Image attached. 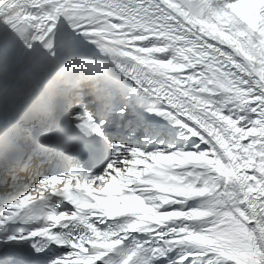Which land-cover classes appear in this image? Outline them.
<instances>
[{
    "label": "snow or ice",
    "instance_id": "snow-or-ice-1",
    "mask_svg": "<svg viewBox=\"0 0 264 264\" xmlns=\"http://www.w3.org/2000/svg\"><path fill=\"white\" fill-rule=\"evenodd\" d=\"M55 2L127 78L39 175L63 188L38 264H264V0Z\"/></svg>",
    "mask_w": 264,
    "mask_h": 264
},
{
    "label": "bare ground",
    "instance_id": "bare-ground-1",
    "mask_svg": "<svg viewBox=\"0 0 264 264\" xmlns=\"http://www.w3.org/2000/svg\"><path fill=\"white\" fill-rule=\"evenodd\" d=\"M81 62L75 68L70 67ZM96 66L100 68L96 69ZM87 69H93V75L85 72ZM96 70L100 71L96 73ZM78 73L87 76L78 82L79 86L100 83L104 84L100 90L104 96L117 89L122 93L127 77L119 41L108 36H86L78 15L63 2L0 0V116L5 111L0 119L1 168L8 163L5 161L13 159L12 143L15 141L19 145L25 140L21 135L30 132L25 130L30 116L41 120L44 115V119L50 120L55 115L69 122V126L78 117L86 122V110L70 117V101L82 97L76 93L78 90L89 91L87 95L83 93L84 100L97 96L93 103H80L79 108L93 107V112L101 113L99 93L92 94V88H78V84L68 89L73 86ZM74 74L75 77L71 76ZM56 83L62 88L57 96ZM16 150L22 151L23 160L29 159L28 149L24 151L20 147ZM34 165L33 158L31 164L27 162L25 173L34 171ZM30 193L25 190L19 196Z\"/></svg>",
    "mask_w": 264,
    "mask_h": 264
},
{
    "label": "rangeland",
    "instance_id": "rangeland-1",
    "mask_svg": "<svg viewBox=\"0 0 264 264\" xmlns=\"http://www.w3.org/2000/svg\"><path fill=\"white\" fill-rule=\"evenodd\" d=\"M84 62V61H83ZM83 62H81V63H79V64H74V65H71L70 67H72V68H75V67H77L78 65H81ZM89 64V63H88ZM97 68H100V67H97L96 66V69ZM82 70V69H81ZM91 70H93V69H87L85 72H88V74H90V75H93V74H91ZM100 70H96V73H98ZM71 76H74L75 77V74L74 75H71ZM85 77H87V76H83L81 73H78V74H76V78L74 79V80H76L75 81V83H74V87H76V85L78 84V82H80L81 80H83V78H85ZM61 81H62V79H60ZM60 80H59V82H60ZM64 80V79H63ZM58 82V83H59ZM58 83H56L55 84V88H54V90L56 91L55 92V95L57 96V95H59V94H57V93H59V90L61 89L62 90V88L60 87V86H57V84ZM78 86H79V84H78ZM83 86H89L90 87V92L92 93V94H96V93H99L100 94V102H99V104L102 106L100 109H99V111L100 110H102V112H105V113H107L108 111H110L111 110V108L113 107V105L120 99V96H121V92H119L118 91V89L114 92H112L111 91V93H109V95H106V96H104L103 94H104V92H102V91H100L102 88H104V84H100V83H97V84H95V85H91V84H89V85H80L78 88H82ZM91 86H93V87H91ZM58 90V91H57ZM95 91V92H94ZM76 93H80L79 94V96H82V97H80V98H76V100L75 101H73V99L70 101V105H69V107H71L70 108V114H73L72 116H74L75 115V113H77V112H79V111H81V110H83V108H84V110H87V111H92V109H93V107H83L82 109H80L79 107L80 106H82L80 103H82L83 105H86L87 103H93L94 102V99L97 97V96H95V95H92V97H90V98H85V100H84V98H83V96H84V94H88L89 93V91H83L82 92V90H78V91H76ZM84 93V94H83ZM83 94V95H82ZM120 95V96H119ZM101 112V111H100ZM102 112H101V114H102ZM5 113V111L2 113V114H4ZM2 114H1V116H0V119H3V117H2Z\"/></svg>",
    "mask_w": 264,
    "mask_h": 264
}]
</instances>
